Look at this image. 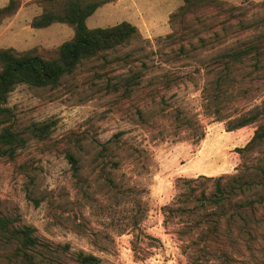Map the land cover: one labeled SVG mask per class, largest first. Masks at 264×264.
<instances>
[{
    "label": "rangeland",
    "instance_id": "1",
    "mask_svg": "<svg viewBox=\"0 0 264 264\" xmlns=\"http://www.w3.org/2000/svg\"><path fill=\"white\" fill-rule=\"evenodd\" d=\"M79 1L100 3L89 27L138 32L0 105V130L24 139L0 156V215L39 238L31 261L0 238V264H264V138L244 149L264 124V0L184 13L182 0ZM66 6L18 0L0 16V48L57 56L73 27L31 23ZM217 182L213 204L200 191L212 198Z\"/></svg>",
    "mask_w": 264,
    "mask_h": 264
},
{
    "label": "trees",
    "instance_id": "2",
    "mask_svg": "<svg viewBox=\"0 0 264 264\" xmlns=\"http://www.w3.org/2000/svg\"><path fill=\"white\" fill-rule=\"evenodd\" d=\"M67 6L61 14L43 12L32 20L31 26L40 28L53 22H65L73 27V36L63 41L58 49L57 56L45 58L31 51L17 52L12 48H0V105L5 103L8 94L18 84L31 86H55L61 76L71 73L83 58L97 55L101 50L112 48L128 42L137 34V28L129 21H121L107 27H93L86 25V18L100 5L99 2L82 3L79 0H66ZM209 0H182V13L195 7L204 6ZM18 0H8L0 7V16L12 13ZM250 49L232 51L226 56L230 61L238 62L249 54ZM256 116H252L251 120ZM243 121L240 123L244 124ZM41 133L48 131L47 124L34 125ZM264 138V124L258 126L252 138L244 149L251 147L255 142ZM24 139L20 134L9 127L0 130V156H13L16 150L23 145ZM75 162L73 157H70ZM221 178V177H220ZM210 179V178H209ZM219 179V178H218ZM216 192L212 198H207L205 191H200L202 198L210 203L218 204L223 198V187L219 182L215 185ZM11 221L0 215V238L5 241L15 240L16 253L27 261L33 259L32 251L39 245V238L33 234V229L24 226L18 229L11 228ZM80 263L94 264L99 259L91 254L79 255Z\"/></svg>",
    "mask_w": 264,
    "mask_h": 264
},
{
    "label": "crops",
    "instance_id": "3",
    "mask_svg": "<svg viewBox=\"0 0 264 264\" xmlns=\"http://www.w3.org/2000/svg\"><path fill=\"white\" fill-rule=\"evenodd\" d=\"M4 1L6 2L7 0H4ZM5 2H3L0 6H3ZM168 6H169L170 9H171V8H172V2H169V3H168ZM91 16H92V14H91L90 16H88V17L86 18V21H85V22H86V25H87L88 27H89V23H90V22H92V23L94 22L93 19H92V21H91ZM90 28H93V27H90Z\"/></svg>",
    "mask_w": 264,
    "mask_h": 264
}]
</instances>
